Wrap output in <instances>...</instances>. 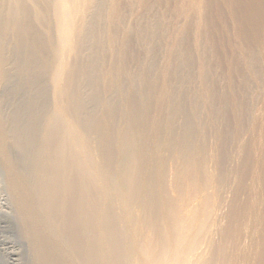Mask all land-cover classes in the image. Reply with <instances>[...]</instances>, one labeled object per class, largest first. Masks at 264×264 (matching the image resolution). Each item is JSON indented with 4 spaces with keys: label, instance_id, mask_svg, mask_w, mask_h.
<instances>
[{
    "label": "bare ground",
    "instance_id": "bare-ground-1",
    "mask_svg": "<svg viewBox=\"0 0 264 264\" xmlns=\"http://www.w3.org/2000/svg\"><path fill=\"white\" fill-rule=\"evenodd\" d=\"M0 168L32 264H264V0H0Z\"/></svg>",
    "mask_w": 264,
    "mask_h": 264
},
{
    "label": "rangeland",
    "instance_id": "rangeland-1",
    "mask_svg": "<svg viewBox=\"0 0 264 264\" xmlns=\"http://www.w3.org/2000/svg\"><path fill=\"white\" fill-rule=\"evenodd\" d=\"M7 107L8 105L5 110ZM8 110L6 111L9 112ZM3 177L0 168V264H32L27 242L21 236L14 210L9 205Z\"/></svg>",
    "mask_w": 264,
    "mask_h": 264
}]
</instances>
